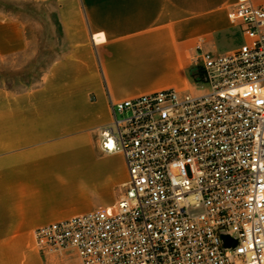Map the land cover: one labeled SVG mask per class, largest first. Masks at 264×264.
<instances>
[{
    "label": "built area",
    "instance_id": "obj_1",
    "mask_svg": "<svg viewBox=\"0 0 264 264\" xmlns=\"http://www.w3.org/2000/svg\"><path fill=\"white\" fill-rule=\"evenodd\" d=\"M227 18L244 43L197 49L193 81L206 92L111 104L97 148L123 156L121 196L35 229L37 249L71 250L79 264H264V7L234 0Z\"/></svg>",
    "mask_w": 264,
    "mask_h": 264
},
{
    "label": "crops",
    "instance_id": "obj_2",
    "mask_svg": "<svg viewBox=\"0 0 264 264\" xmlns=\"http://www.w3.org/2000/svg\"><path fill=\"white\" fill-rule=\"evenodd\" d=\"M15 1L47 9L65 52L39 87L0 90V247L21 243L29 229L114 207L123 192L121 154L102 155L104 176L90 198L91 156L40 159L39 149L56 141L85 151L112 124L111 104L165 89L192 93L197 49L216 54L218 40L236 30L243 41L227 18L234 0ZM28 49L23 22L0 10V59Z\"/></svg>",
    "mask_w": 264,
    "mask_h": 264
},
{
    "label": "rangeland",
    "instance_id": "obj_3",
    "mask_svg": "<svg viewBox=\"0 0 264 264\" xmlns=\"http://www.w3.org/2000/svg\"><path fill=\"white\" fill-rule=\"evenodd\" d=\"M0 10L11 13L15 18L23 22L26 29V37L29 49L23 54L0 59V90H9L14 93H23L26 90L37 88L41 84V77L48 71L54 61L64 52V42L61 40L58 28H54L51 19L47 17V9L38 7L29 2H18L15 0H0ZM244 41L241 39L239 30L233 33L229 40H218L217 53L223 54L239 48ZM216 53V54H217ZM200 74V70L194 67L190 73L191 77ZM194 85V92H206ZM45 149L38 150V157L61 158L79 157L82 155L91 156L89 160V171L86 174V184L91 191L88 196H94V189L103 178L99 172V165L102 163V154L97 148V137L85 151L77 150L72 144H55ZM34 229H29L20 241L21 243L0 247V264H79L73 251L64 253L41 252L37 249L33 239Z\"/></svg>",
    "mask_w": 264,
    "mask_h": 264
},
{
    "label": "water",
    "instance_id": "obj_4",
    "mask_svg": "<svg viewBox=\"0 0 264 264\" xmlns=\"http://www.w3.org/2000/svg\"><path fill=\"white\" fill-rule=\"evenodd\" d=\"M230 244H231V241L227 237H225V247H229Z\"/></svg>",
    "mask_w": 264,
    "mask_h": 264
}]
</instances>
